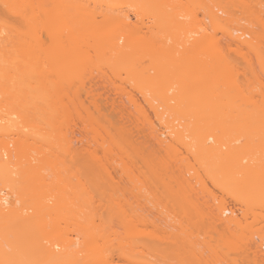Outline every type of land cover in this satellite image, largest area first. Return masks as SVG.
Returning <instances> with one entry per match:
<instances>
[{"label":"bare ground","instance_id":"1","mask_svg":"<svg viewBox=\"0 0 264 264\" xmlns=\"http://www.w3.org/2000/svg\"><path fill=\"white\" fill-rule=\"evenodd\" d=\"M93 1L106 8L99 13V20L95 11L88 9L79 0H38L36 3L31 0H0V13L14 17L22 16L24 19V25L19 29L12 22L2 24L0 16V264H142L143 262L146 264L148 262L146 259L149 258V256L145 257L147 252L150 256L157 255L156 264H158L157 260L162 261L163 257L165 263L163 261L162 264H175V256L179 258L180 264L220 262L237 264L239 256L235 258L231 254L238 253L240 258L244 256L243 258L246 259L248 251L253 255H251L252 264H262L263 261L260 259L264 260V258L260 254L263 252L259 249L260 246L264 249V245H260L262 240L258 241L259 244L256 242V248L248 247L255 242L254 229L248 231L249 228L243 227L244 224L241 219H237V216L229 217L231 216L229 213H236L237 210L229 208L230 205L227 207L228 203L223 198L219 203L214 201L215 206L212 207L215 212L214 209L209 211L214 222L213 225L211 224L212 228L207 227L204 231L203 247L198 249L195 245L197 235L192 229L199 227V223L203 224L206 213L202 205H198L199 202L195 203L192 198L194 195L189 196L187 188H190L192 183L185 177V173H190L189 178L197 182H202L201 174L197 169L191 174L189 170L192 168H189L191 166H188L186 161L188 165L184 163L186 166V169L182 170L184 172L178 169L180 165L175 166L176 164L173 163L179 170L176 171L177 177L173 175L175 172H170L172 168L166 164L168 165V160L171 158L179 157L181 161L182 157L176 155L179 152L172 147L174 141L182 143L184 136L189 138L186 152H191L195 162H207V165L214 156L221 158L225 155H239L240 159L246 157L244 164L238 161L236 169L233 167L232 172L237 173V176H234L237 191L232 197L237 198L236 201H240V204L249 205L246 206L248 208L245 216L250 208L251 211L258 207L264 209L262 203L264 202V94H262V102L258 101L256 102L258 104L253 105L250 103L253 107L255 105L253 108L249 107L250 105H240L243 102H250L246 99L242 100L243 93L218 88L219 84L227 79H224L225 75L231 73V64L223 57L216 45H211L212 42L205 32L207 31L204 28L205 24L202 27L199 23L187 32L177 19V14H167L163 2L158 3L163 6L156 10L154 26L157 33L153 34L149 42L162 48L160 43H165L167 40L159 33L165 31L170 34V44L168 43L166 50L162 48L160 53L155 46L154 50L147 53L142 51L144 50L142 47L131 53L132 38L127 20L129 16L122 10L124 0ZM190 1L201 3L202 0ZM225 1L206 0L202 4L211 27H217L219 23L222 26L224 23L221 22L224 20L229 22V17L227 18L229 12L226 10H229L233 3L235 6L243 3L242 0V2ZM246 3L242 4L243 7L248 4ZM226 6L229 9L225 8ZM222 9L223 13L228 14L219 12L224 15L221 16L218 11ZM162 13L168 16L166 15L165 18ZM255 18L261 30L246 28L245 31L242 27L240 29L231 26V30L224 29V34L226 33V37L239 44L240 51L247 48L254 53L264 70V53L259 51L260 46L264 45V21L259 20L258 15H255ZM199 29L203 31L200 32ZM238 29L240 32L243 30L242 34L235 33L234 36V31ZM244 31H248L246 34L250 32V36L248 35L250 38L244 36ZM40 32H44L52 41L50 52L40 49ZM181 32L184 33L183 36H180ZM185 33H192V37L187 34L190 35L188 37ZM194 33L197 35L193 37ZM241 35L247 39L240 38ZM134 40L142 41L138 37ZM186 43L190 46L186 47ZM201 44H205L206 49L202 48L203 52L196 51ZM176 45H181L183 49L178 51L177 55ZM91 50L98 61L106 60L124 66L121 71L126 75L125 80L134 86L145 81L150 83L151 78L159 77L160 74H156L153 70L157 65L166 64L170 72L179 61L197 58V61L202 63V66L191 75L179 78L171 74L166 80L168 84L179 82L188 87L201 85L198 90L191 91L193 93L178 90L179 93L175 91L177 94H174L173 91L171 92L173 96L169 97L171 93L168 95L162 90L148 93L149 90L143 89L147 94L141 93L143 91L141 90V100L144 99L142 102L147 105L143 106L147 107L136 105L138 99H130V102H134V106L138 108L137 113L142 114V117L148 113V108L149 116L152 117L149 119L146 115L144 122L147 120L150 124V134L158 148L165 151L170 149L174 154L172 157L168 150L170 155L168 156L167 152L166 155L168 158L171 157L167 160L158 158L159 160L153 162L149 159L152 163L149 162L152 165L149 174L143 172V165L146 166L148 162L138 168L135 166H138V163L134 164L128 159V163L134 164L135 168L131 167L133 170L127 164L128 154L124 142L133 146V141L131 143L129 139V143L126 136L115 137L105 127H99L98 124L97 126L98 121H95L91 115L90 117L85 115L81 119L86 122L83 129L80 128L84 134L79 132L82 134L81 137L77 136L74 140L78 145L83 144L82 146L71 145V138L66 137L62 132V125L66 124L72 113L80 118L79 109L82 110V107H78L76 101L70 98V86L72 79L89 62L92 56ZM185 51H192L194 55L191 57V54ZM206 54L210 56L206 57ZM145 56L146 61L136 63ZM222 58L226 59L228 65L223 63ZM127 63L128 65L125 66ZM224 64L226 65L223 66ZM164 71L166 73V70ZM247 96L250 98L249 95ZM171 99L176 101V104L172 103ZM235 100L238 102L235 103ZM113 102L115 104V101ZM175 105L176 107H173ZM235 119L238 121H234ZM156 124L159 128H156ZM179 126L188 132L187 135L178 131L172 138L170 135ZM85 134L86 137L91 135V141L88 140L89 137H84ZM234 139H242V142L232 147L230 143ZM86 140L88 143L85 142ZM90 143L95 144L91 146ZM71 146L76 147L74 151ZM135 148L136 146H133L134 151ZM137 153L143 155L141 149ZM142 158L138 160H143ZM155 163L156 168L153 167ZM198 163L196 164L199 166ZM207 167L204 168L207 169L205 171L208 176L215 174L213 168L208 167L209 170ZM113 169L128 181L130 180L128 175H134V179L129 175L133 181L132 185L131 181L129 182L136 190L135 200L139 196L143 197L147 190L143 191L142 188L148 184L149 192L145 194L152 193L153 202L147 198L150 195L145 196L150 203H154V210L159 206L156 204H163L162 208L164 207L169 211L168 214H171L175 211L174 204H178L180 230L168 231V228L163 226L165 224L155 225L152 224L153 221L151 222L153 228L147 229V220L140 215L143 211L137 214L141 209L135 208L136 213L134 210L133 214L130 212L129 209H133V205L130 207L129 204L133 202L128 204L126 201L127 195L124 197V194L127 190L119 184L122 182L117 183L116 179L114 182ZM134 169H137V173L131 172ZM163 170H167L172 175L167 174V171L162 173ZM224 174H221L222 177ZM233 174L235 175L231 173ZM74 177L75 179L72 180ZM246 187L250 188L246 190ZM258 198L261 202L260 206L257 202ZM165 200H168L167 204H164ZM138 202H134L133 207L138 206L140 204ZM210 207L209 205L207 209ZM223 215L226 217L224 218ZM175 222L176 220L170 224L171 227L172 225L177 227ZM216 225L221 228H216ZM193 234L196 240L192 239ZM243 244L248 247V251L244 249ZM143 247H148L145 248L146 253L143 252L145 250ZM175 250L178 252L175 253ZM149 262L155 263L150 260Z\"/></svg>","mask_w":264,"mask_h":264},{"label":"rangeland","instance_id":"2","mask_svg":"<svg viewBox=\"0 0 264 264\" xmlns=\"http://www.w3.org/2000/svg\"><path fill=\"white\" fill-rule=\"evenodd\" d=\"M31 1L36 3L38 0H31ZM79 1H80V3L84 4L91 11H95V13L97 15V20L100 19L99 13L101 11L106 10L104 5H99V4L95 3L93 0H79ZM205 1L206 0H202L201 3H196L195 1H193L195 3H192L190 0H139V1L124 0L123 4H122L123 5L122 10H124L127 13V15L129 16V17L128 16H126V17H128L127 20L129 23V33H130V37L132 38V44L130 46L131 47L130 52L133 53L138 47H142L144 49L142 51H144L145 53H147L150 50L151 51L154 50L153 49L154 46L156 47L157 51H159V53L162 50V48H165V50L167 49L168 43L170 44V34L168 35L165 31L159 33L161 35V37H163L165 40H167V42H165V43H162V42L160 43L162 48L160 46L157 47L156 45H153L151 42H149V39L153 36V34L157 33L156 28L154 26V21L156 19V17H155L156 10H158L161 6L164 5L163 7L166 8L167 14L168 13L177 14V19L179 20V22L181 24L184 25L187 32L189 31L188 29H190L192 27H196L199 23H200V25H202V27L205 24L204 28L207 29V31H205V32H207V36H208V38H210V41L212 43L210 41L209 42L211 43V45L212 44L216 45L220 49L223 57H225L227 59V61L229 62V64H231V69H232L231 73L229 72L228 75H225L224 79L225 78H227V79L223 80L224 82H222V84H219L218 88L222 89V90L229 89L228 91L233 90V92L237 91V92H239V94H240V92L243 93L244 96L241 97L242 100L244 101L246 99L250 102L247 101L248 103H244V102H243V104L240 103V105H242V106L243 105L249 106L250 103H252V105H253L258 101L260 102L261 99H263L262 94H264V70H263V67H261V65L259 64L257 57L254 53L250 52L247 48H243L240 51L239 50V48H240L239 44L236 43V41L235 42H234V40L231 41L232 39L226 37L227 35H225L226 33L224 34V31L226 30V28L231 30L232 27H235V28L236 27H239V28L242 27V28H244V30L246 28H249V29L253 28L255 31L261 30L258 21L256 20L257 23L255 21V19H256L255 15H258L259 20L264 21V0H246V2L248 4L245 2V0H242L243 1L242 4H245V3L247 4L244 7L242 4H240L241 6L239 4L237 6H235L234 3H233V5H231V7L228 6L230 9L227 8V6H226L225 8L229 9V10H226L229 12V14L223 13L222 12L223 9L218 11V13L221 12L224 15L228 14L227 18L229 17L228 18L229 22L224 20L221 23H224L225 25L222 24V26H220L221 24L219 23V24H217L218 25L217 27H211L210 26L211 23L209 22V19H207L205 9L202 7V4ZM161 2H163V5H158V3H161ZM226 2H227V4L229 3L228 1H225V3ZM235 2H237V1H235ZM241 2H239V3H241ZM166 3H168V5H166ZM181 4H182V6H180ZM229 4H231V2ZM161 10H163V9H161ZM221 13H219V14L222 16L223 14H221ZM255 13H257V14H255ZM162 15H164V17L166 16L163 13H162ZM0 16L2 19L1 20L2 24H4V23L9 24L12 22L19 29L24 25V19L22 16H17V17L9 16V15L4 14L3 12L0 13ZM161 18H163V16ZM223 18L225 19V17H223ZM242 28H240V29H242ZM240 29H238L236 32L234 31V36H236L235 33L242 34L241 32L243 30L240 32ZM199 31L202 32L203 30L199 29ZM245 31L243 32V33H245L244 36L249 37L250 32L248 34H246L248 31L247 32H245ZM185 34L187 35L190 33H185ZM183 35H184V33L181 32L180 36H183ZM190 35L192 37V33ZM190 35H187V36L190 37ZM195 35H197V34L194 33L193 37ZM137 37H138V39L140 38L142 41L139 42V41L134 40ZM240 38H246V37H243V35H241ZM40 41H41L40 49L44 52H50L52 41L48 38V36L44 32H40ZM185 45H186V47L190 46L189 43H186ZM201 45L198 47V50H196V51L203 52L202 48L206 49L207 46H205V44H201ZM210 47L211 46L209 45V48ZM176 48H177V52H175L176 55L178 54V51L183 50L181 45H176ZM128 49H129V47H128ZM259 51H262L264 53V45L260 46ZM185 52L190 53L191 57L194 55L192 51H185ZM211 52H213V51H211ZM90 54L92 56L89 59V62H87L85 64V66L80 70V72H78V75L75 76L71 81L70 94H69L70 98L74 99L76 101V104L78 105V107L79 106L82 107V110L79 109L80 113H81L80 118L72 113L69 120H67L66 124L62 125V132L64 135H66V137L71 138V145H73V146L78 145L76 141L74 142V140H75V138H77V136L79 137L80 135H82L79 132H82L84 134L82 129L85 125L84 123H86V122H84L81 119H83V117L85 115H86V117L87 116L90 117V115H91V117H93V119H95V121H98V122H96V125L98 124L99 127L100 126H103V128L105 127L106 129H108L112 133V135H115V137H123L124 138L126 136L128 138V142L130 141L129 139H131V143L133 141V143H132V144H134L133 146H136L135 151L133 150V146H131V144L129 145L126 142H124V148H127V154H128L127 155V164L129 165L130 169H131V167L133 168L134 164H137V163H138V166L137 165H135V166L138 168H140V166L145 164V162L151 163V161L149 159H152L153 162H155L158 158H161V159L164 158L167 160L171 157L170 156L168 158L170 153L173 157L174 154L172 153V150L170 151V149H168L170 151V153H168V150L165 151V149L158 148V145L156 144L155 140L153 139L152 134H150L151 133V131H150L151 127H149L150 124L148 123L147 120H146L147 122L146 121L144 122V120H145L144 117L146 115H147L146 118L149 117V119H151V117H152L151 115L149 116L150 112L148 111V108H147L148 113L146 115H144V117H142L143 115L142 114L140 115L137 113L138 108H136V106H134V104H133L134 102H132V103L130 102V99L131 100L132 99H138V100H136V101H138L136 103V105L139 104L140 107H145L147 104L142 102V100H144V99L142 98V100H141L142 96L140 95L142 92L145 93L146 90H143V89L149 90V91H147L148 93L150 91H154V90H162V91L167 92L168 95L173 91H174V94H177L175 91H177L179 93L178 90H181L183 92L184 91L185 92L186 91L191 92V91L198 90L199 88H201V85H194V86L188 87V86H184V84H180L179 82H175L173 84H171V83L168 84L166 82V80H167V77L171 74H175L179 78L183 77L185 75H191V74L195 73L202 66V63L200 61H197L198 60L197 58H193V59L191 58V59H187L184 61H179L178 64L170 72H169V70H167L169 68H167L165 66L166 64L165 65H163V64L157 65V66L153 67V70L155 71L156 74H160L159 77L151 78L150 83L145 81V82H142L139 84L137 83V85L134 86V85L128 83L129 81L126 82V80H125L126 75L124 72L121 71V69L124 66L118 65L116 63L107 62L106 60L105 61H98L96 59L97 56H94V52L92 50L90 51ZM208 56H210V54H208L206 57H208ZM225 58L221 59V60H224L223 63H226ZM146 60H147V58L145 56L144 59H142L140 61H136V63H140L141 61H146ZM192 62H194V63H192ZM226 64H224L223 66H225ZM127 65H128V63L125 66H127ZM221 65H222V63H221ZM226 68L227 67H225V69ZM164 70H166V73ZM222 71H223V68H222ZM179 85H181V87ZM141 90H143V91H141ZM140 91H141V93H140ZM191 93H193V92H191ZM145 94H147V93H145ZM184 95L189 96L191 94H184ZM245 95H246V97H245ZM247 95H249L250 98H252V100H250V98ZM171 96H173L172 93H171V95H169V97H171ZM175 99L176 98H174V100ZM238 99L239 98H236V100H238ZM176 100H178V99H176ZM194 100L195 99H193V101ZM236 100L234 101L235 103L238 102ZM113 101H115V104ZM168 102H170V101H168ZM175 102L176 101H173L172 103L176 104ZM144 104H146V105L143 106ZM256 104H258V103H256ZM233 105H234V103H233ZM237 105L240 107L239 104H237ZM237 105H235V106H237ZM252 105H250L249 107H251ZM259 105H261V104H259ZM259 105H257V106H259ZM177 106L180 107L181 105L177 104ZM182 106H183V104H182ZM173 107H176V105ZM254 107H255V105H254ZM259 107H262V106H259ZM119 109L124 110V112L122 110H119ZM247 109H249V108H247ZM73 112H75V111H73ZM144 113H146V112H144ZM86 117L84 119H86ZM80 120L83 122L81 123ZM152 120H154V118H152ZM234 121H238V120L235 119ZM81 124H83V125H81ZM81 127H82V129H80ZM157 127L159 128V125L157 126V124H156V128ZM178 129L177 130L175 129V131L172 132V134L170 135V136H172V138L176 136V133L178 131H179V133L181 132L183 135H187L188 132L184 131L182 127L179 126ZM150 135L152 138L150 137ZM90 136H91L90 134L87 136V137H89V139H88L89 141H91ZM84 137H86V134L84 135ZM86 138H84V140ZM88 140H86L85 142H87ZM183 140H184L183 142L180 141L182 143H179L178 141L173 142V139H172V142H173L172 149H175L177 152H179L176 155L182 157V158H180L182 162L179 161V157L176 156L178 159L177 158L169 159L168 160L169 163L166 162V163H168V165L166 164V166H168L169 168H172V169H170V172L171 173L175 172L173 174L174 176H177L176 173L179 170L181 172H184L182 170L186 169L185 165L187 163L189 164V165L187 164L188 166H191L189 168H192L189 170L191 172V174L196 171L195 169H197V171H199L201 174L200 179L202 177V182L199 181L200 182L199 183V182L195 181L193 178L192 179L189 178L190 173L189 174H188V172L185 173V175H186L185 177L188 178V180L190 179V181L192 183L190 185V188H187V192L189 193V196H190V194L194 195V197H192V196L191 197L196 201L195 202L196 204H197V202H199L198 205L199 204L202 205V209H204L205 210L204 213H206L203 224L201 223L202 225H200V223H199V227H195V228L193 227V229H192V231L194 230L193 233L197 235V237H196L197 240L194 237L195 236L194 234L192 235V239L194 240V238H195V240L197 242L195 245L198 247V249L199 248L202 249V247H203V240H204V235H205L204 231L207 230L206 229L207 227H211V224L213 225V222H214V219L212 218V215L209 214V211L213 210L214 207H212V206H215V202L219 203V200L222 198L224 200H226V202L228 203V204H226L227 207L230 205L229 208H231L233 210H237L236 213H234V212L229 213L231 215L229 217L233 218V216H237V219L238 220L241 219V222L244 224L243 227H246L247 229L249 228L248 231L254 229L253 232H254V238H255L254 239L255 245L253 243V245H254L253 246L251 243L250 245H248V247L249 248H256L257 247L256 242H258V241L260 242L261 240L262 241H261L260 245H262V244L264 245V238L262 237V236H264V209H261V208L259 209V207H258V208H254V210L251 211V208H250V211H248L247 215L245 216L244 214H246V209L248 208L246 206H249V205L247 203L240 204L239 203L240 201L239 202L236 201V200H238L237 198L234 197L235 199H233V197H232V196H234L233 193L235 194L237 191V189H236L237 187H236V183H235L236 179L234 177V176H237L236 175L237 173L235 171L234 172H232V171L235 168L236 163L238 161H239L238 163H240V161H241L244 164L246 161V157L240 159L239 155H225L224 157H221V158L214 156L213 158H210L211 162H209L207 165H206L207 162L206 163H203V162L198 163V162H195V158L193 160L192 155L190 154L191 152L190 153L186 152V143H188L189 138H187V136H184ZM126 141H127V139H126ZM241 142H242V139H236V140L234 139L230 143V145L233 147V146L240 144ZM85 144L86 143H84V145ZM93 144H95V143H90L91 146ZM126 144H127V146H130L131 148L127 147ZM80 145H78V146H80ZM85 146H88V144ZM75 148L76 147L72 148V146H71L72 151H74ZM140 149H141L143 155H140V153H137V151ZM223 149L226 150V147L223 146ZM132 151L134 153H132ZM143 156L146 158L143 159L142 158ZM193 156H194V154H193ZM132 158H135V160ZM140 158H142L145 161L138 160ZM128 159H131L134 162V164L128 163L129 162ZM174 159H176V160L174 161ZM166 160H164V161H166ZM177 160L179 162H177ZM186 161H187V163H186ZM193 161L195 163H193ZM204 161H206V160H204ZM32 163H34V161H32ZM148 163L146 164V166L143 165L144 166L143 172L146 174H149L148 172L150 171L151 166H152L151 165L152 163L151 164L150 163L148 164ZM173 163H174V165L176 164L175 166L180 165L179 168L177 167L179 170H177V168L174 167ZM180 163H182V164H180ZM184 163H185V165H184ZM196 163H198L199 166ZM238 163H237V165H238ZM249 163H251V162H249ZM70 164H72V163L70 162ZM148 165H150V167H148ZM155 165H156V163L153 166L154 168H156ZM181 165H184V166L181 167ZM207 166L209 168L210 167L213 168V171L215 172L216 175L213 173L214 176H212L213 174H211V176H208L206 174V171H205L206 168H204ZM169 168L167 169L168 171H169ZM173 168H176V169H173ZM113 170H115V169H113ZM113 170H110V171L113 172ZM131 170H133V169H131ZM141 170H142V167H141ZM167 170H163L162 173L166 172ZM193 170H195V171L192 172ZM115 171L113 172L114 174L111 173L112 175L115 176L113 178V180L115 182V179H116L117 183L119 181H121L122 183H119L121 185V187H124V189L128 191V192L126 191V193L124 194V197H125V195H127L126 196L127 198H125V199L128 202V204H129V202L130 203L133 202L132 204H129L130 207H131V205L134 206L137 201H139L138 203L141 204V205L139 204L136 207L132 206L133 209H129L130 207L128 205V209L131 210L130 212L132 214L134 213V211H135V213L137 212L136 210H134L135 208L137 210H138V208L141 209L140 211L138 210L137 214H140L141 211H143L142 212L143 214H140V215L143 217V219L147 220V222H146L147 223L146 226L148 227L147 229L151 230V228H153V227H151L152 226L151 222L153 221L152 224L155 223V225H156V223L158 225H159V223L165 224L163 226L164 227L166 226L165 228L166 229L168 228V231H169V229L172 230V232H174V231L178 232L180 230L179 225H178V223L180 222V214H179L178 204H174V210L175 211H174V213L170 212L171 214H168L169 211H167L164 207L162 208L163 204L162 205L156 204V206H158V205L160 206V207L158 206V208L160 210L158 208H156L157 210H154V207H153L154 203L152 204L149 202V201L153 202L154 198L151 196L153 194L152 193L151 194L150 193L145 194L146 192H149L148 191V187H149L148 184L144 186L145 188H142L143 191L147 190L144 192L143 197L139 196L138 199L135 200L134 196H136V195L134 194V192L136 193V190L131 186L132 182H133L131 180V177H133V179H134V175L129 174V175H131V177L128 175V178H130L129 181H131V185H130V182L128 181V179H125V177L122 178V176H120V174L117 171L116 172ZM131 172L137 173V169H134V171H131ZM131 172H128V173H131ZM224 172H226V173L228 172V173L224 174ZM231 173H235V175L234 174L231 175ZM167 174H170V173L168 172ZM221 174H224L226 176L223 175V177H222ZM171 175L172 174H170V176ZM150 176L153 177V175H149V177ZM165 177L166 176H164V178ZM167 178L169 179V175L167 176ZM214 178H216V179H214ZM73 179H75V177L72 178V180ZM147 182H145V184ZM158 185H160V183H158ZM174 185H175V182H174ZM146 187H147V189H146ZM247 188L249 189L250 187H246V190H247ZM143 191H142V193H143ZM130 192H132V193H130ZM129 194H130V196H129ZM145 195H147V196L150 195L147 198H150L151 200L147 199ZM186 195H188V194H186ZM127 199H129V201ZM177 200H179V199L177 198ZM194 200H193V202H194ZM259 201H260V199L257 201L258 205L260 206L261 202H259ZM163 202H164V204H167L168 200H165ZM254 202L257 203L256 201H254ZM262 203H264V202H262ZM209 205L211 207H210V209H207V208H209ZM233 207H235V208H233ZM238 208H240V209H238ZM162 209H163V211H162ZM211 212L214 213L215 209H214V212L213 211H211ZM226 215L228 217V214H226ZM164 216H165V218H163ZM223 216H224V218L226 217L225 215H223ZM174 220H176V222H175L177 224L176 228L173 227L174 225H172V227L170 225V224H172V222ZM216 228L220 229L221 227L220 226L218 227V225H216ZM255 230L257 232H260L261 235L262 234L263 235L257 236V234H260V233H257ZM239 231H241V230H239ZM239 231H238V233H240ZM257 237L260 240L259 239L257 240ZM260 237H262V239ZM259 242H258V244H259ZM243 245L245 247V244H243ZM170 247H171V245H170ZM145 248H148V247H145ZM247 248L245 247L244 249L247 250ZM259 249L262 250L263 254H260V255H262V257L264 258V249L261 248V246ZM245 250H244V252H246ZM145 251H146V249L143 250L144 253L147 252V251L146 252ZM177 252L178 251L175 250V253H177ZM262 252H260V253H262ZM247 253H248V255L247 254H245V255L248 256V258H246V259L247 260L249 259L248 260L249 262L245 258H243L244 256H241V258H242L241 259L240 255L238 253L231 254V256L233 255L232 257H235V258H237V256H239V258L237 259V264H240V262H241V264H245V262H246V264H252V256L253 255L251 254V251H248ZM205 254H207V252H205ZM145 255H147V256H145L146 258L148 256L150 258V259L147 258L148 260L146 259V262L148 261L146 264H156L155 257L157 255H155V257L153 255L150 256V253H148V252ZM175 255H177V254H175ZM142 256H143V254H142ZM162 257H160V258H162ZM163 258H162V261H161V259L159 261L157 260V263L162 264V262L164 261ZM143 259L145 260V258H143ZM149 260L152 262H155V263H151V262H149ZM178 260H179V258L177 259L175 256V259H174L175 264H180ZM260 260L263 261V263L262 262L261 263L264 264V260L262 258ZM238 261H239V263H238ZM163 263H165V261ZM220 263L223 264L222 262H220ZM220 263H216V264H220Z\"/></svg>","mask_w":264,"mask_h":264}]
</instances>
